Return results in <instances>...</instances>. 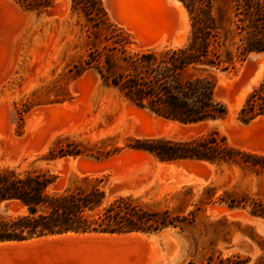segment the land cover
<instances>
[{
    "label": "rangeland",
    "instance_id": "374dc122",
    "mask_svg": "<svg viewBox=\"0 0 264 264\" xmlns=\"http://www.w3.org/2000/svg\"><path fill=\"white\" fill-rule=\"evenodd\" d=\"M103 2L110 21L124 31L121 37L129 38L127 50L180 46L176 41L179 34L184 35L182 45L190 37V14L184 4L185 16L171 5L173 0ZM106 3H112L118 19ZM131 10L142 14L144 21ZM213 13L220 27L222 56L228 65L226 69H214L218 78L216 94L227 105L228 113L216 120L183 123L138 109L116 87L105 82L94 66L77 74L92 48L108 52L104 47L118 38V30L92 25L80 9L73 8L72 0H53L42 8L27 7L17 0H0V168L48 166L60 174L61 189L97 184L105 191L107 200L132 195L153 208H168L173 214H195L194 221L184 227L139 232L146 235L133 236L141 242V250L113 264H264V228L259 226L264 218L246 209L230 208L219 199L225 190L264 197V171L234 163L213 164L214 174L204 185L171 187L169 181L160 178L159 160L126 145L131 137L187 139L217 130L230 144L264 154V132L254 133L263 142L253 146L240 145L235 135L239 129L253 128L252 122L248 126L243 123L239 112L248 93L264 78V52L240 54L233 0H217ZM142 22H152L163 30L155 33ZM152 34L158 40L150 44L146 38ZM229 104L235 105L233 111ZM260 118L264 116L256 120ZM149 122L158 124L155 134L141 132L140 127ZM67 139L80 142L94 154L115 147L121 150L109 157L81 154L48 159L50 150L65 144ZM84 176H89L91 182L82 181ZM208 186L215 187L212 195L206 194ZM20 209L18 205L1 207L2 212L10 215L20 213ZM84 233L73 236L97 237L111 243L129 240L107 238L101 232ZM20 261L32 264L25 259L12 264Z\"/></svg>",
    "mask_w": 264,
    "mask_h": 264
},
{
    "label": "trees",
    "instance_id": "16d2710c",
    "mask_svg": "<svg viewBox=\"0 0 264 264\" xmlns=\"http://www.w3.org/2000/svg\"><path fill=\"white\" fill-rule=\"evenodd\" d=\"M17 1L31 8L46 7L53 2ZM180 1L188 9L191 20L190 37L183 45L127 50L130 40L121 37L124 31L110 21L103 0H72L73 8L80 9L92 25H105L119 32L113 44L104 47L108 52L92 48L77 74L94 66L103 80L127 99L172 120L197 123L224 118L228 109L217 97L218 78L214 72L228 68L221 51L220 27L213 13L217 0ZM233 2L240 54L264 52V0ZM261 114H264V78L248 93L239 118L248 122ZM126 145L157 160L194 158L264 171V154L230 144L217 130L187 139L131 137ZM120 150L115 147L94 154L80 142L67 139L65 144L50 150L47 158L55 160L81 154L109 157ZM60 177L48 166L24 170L0 168V242L66 232H155L166 227H184L194 221L193 212L173 214L168 208H153L132 195L107 200L105 191L97 184H75L61 189ZM88 177L81 180L90 183ZM214 190L213 186L205 188L210 195ZM219 199L230 208L246 209L256 217H264V197L225 190ZM2 205H18L22 209L10 215L2 212Z\"/></svg>",
    "mask_w": 264,
    "mask_h": 264
},
{
    "label": "water",
    "instance_id": "95a60500",
    "mask_svg": "<svg viewBox=\"0 0 264 264\" xmlns=\"http://www.w3.org/2000/svg\"><path fill=\"white\" fill-rule=\"evenodd\" d=\"M117 15V14H116ZM127 17V16H126ZM155 38H147V41L152 43ZM135 106L149 111L151 114H155L162 118H166L162 115L157 114L148 106H140L135 103ZM264 116V114H261ZM258 117V116H257ZM248 122H243L248 126L251 122L253 128H242L235 133L237 142L247 146H253L260 141L258 136L254 133L264 132V118L256 120V118ZM143 134H155L158 130V124L155 122H149L146 125L140 127ZM256 138V139H255ZM256 140V141H254ZM254 141V143H253ZM135 150V149H134ZM136 155V154H134ZM162 163L160 169L161 179H171L172 177H178L183 179H207L214 174L213 163L206 160H198L194 158H175L169 160H159ZM77 164L80 165L81 161L78 160ZM211 165V167L209 166ZM264 218V217H262ZM264 226V223H262ZM69 233V232H66ZM82 233V232H72ZM110 233V232H101ZM128 234L126 233H110V234ZM49 234V235H60ZM37 236L23 240L13 241H1L3 242H22L26 240H35L31 244L25 243L18 246H10L7 251L6 249L0 250V264H12L13 261L25 259V261L32 264H54L60 262H73L75 264H99V263H116L123 259L124 256L132 253H137L141 250L142 244L135 237L128 238L127 241H114V243L107 242L105 240L94 238H79L70 236L67 239L59 241H47L44 242L40 238L44 236ZM133 239V240H131ZM21 264V261L20 263Z\"/></svg>",
    "mask_w": 264,
    "mask_h": 264
},
{
    "label": "bare ground",
    "instance_id": "6f19581e",
    "mask_svg": "<svg viewBox=\"0 0 264 264\" xmlns=\"http://www.w3.org/2000/svg\"><path fill=\"white\" fill-rule=\"evenodd\" d=\"M110 1V0H109ZM174 1V4H171V5H174L175 7H176V10L179 12V13H181L183 16H185V7H184V5H183V3L180 1V0H173ZM105 2H106V0H105ZM110 4H112V3H109V4H107L106 3V6H107V8L109 9V11L111 12V14H112V16H114V18H116L117 17V19H118V14L116 13V12H114L113 10H112V6H110ZM114 5V4H113ZM131 5V4H130ZM129 5V6H130ZM123 12V11H122ZM130 13H132V14H134V16H138V18L140 19V21H142L143 20V15L141 14H137L138 12H136L135 10H131V11H129ZM115 13V14H114ZM129 13V14H130ZM117 14V15H116ZM135 14H137V15H135ZM123 17V16H122ZM186 18V17H185ZM129 19V18H128ZM132 19H133V17H132ZM132 19H131V21H132ZM121 20V19H120ZM139 21V20H138ZM144 21V20H143ZM146 21V20H145ZM181 21V20H180ZM183 21V20H182ZM133 22V21H132ZM143 23V22H142ZM143 24H146L147 25V27H149V28H152V30L154 29L155 31V33L156 32H159V34H160V30L162 31L163 30V27H161V26H159V25H157V24H154V23H148V22H145V23H143ZM142 24V25H143ZM140 25V24H139ZM141 25V26H142ZM146 25H145V27H146ZM143 27V26H142ZM146 27V28H147ZM144 28V27H143ZM132 30V29H131ZM139 30V29H138ZM145 30V29H144ZM151 30V31H152ZM145 31H147L148 32V30H145ZM175 32V31H174ZM173 32V33H174ZM177 32H180L179 31V29H178V31ZM163 33V32H162ZM145 34V33H144ZM178 34V33H177ZM160 36V35H159ZM163 36V35H162ZM166 36L167 35H165V38H166ZM177 36V35H176ZM174 37V36H173ZM148 38H155L156 40L155 41H153L152 43H154V42H156L157 40H158V38H157V36H155L154 34H152L151 36H149L148 35ZM164 38V37H163ZM178 40H176V38H175V40L176 41H178L177 43L180 45V44H182V42L184 41V35L183 34H179L178 35ZM146 40H147V38H146ZM148 42V41H147ZM164 42V41H163ZM162 42V43H163ZM148 43H150V42H148ZM151 44V43H150ZM252 57L253 58H255V57H257V54H252ZM259 76H260V74L254 79V81H253V83L254 82H256L258 79H259ZM251 83V82H250ZM249 83V84H250ZM252 87V83L249 85V88H251ZM247 91H248V89H246L245 91H243V93H242V98L244 97V95L247 93ZM231 103V102H230ZM230 105V106H229ZM228 106H229V109L231 110V111H233L234 110V108H235V105H233V104H229ZM138 109H142V108H138ZM143 110V109H142ZM153 116H157V115H155V114H153ZM262 116V115H261ZM260 116V117H261ZM261 119V118H260ZM39 123V122H38ZM41 126V125H40ZM228 126V125H227ZM230 126V125H229ZM232 127V126H231ZM233 127H234V125H233ZM235 128V127H234ZM231 129V128H230ZM52 132V131H51ZM142 132V131H141ZM149 136H152V135H149ZM155 136V135H154ZM158 136V135H157ZM147 137V136H146ZM263 142V141H262ZM241 145V144H240ZM259 145V144H258ZM246 147V146H245ZM258 148V147H257ZM252 150V149H251ZM254 151H256V150H254ZM261 153V152H260ZM161 166H162V163L159 161V164H158V170L160 171V169H161ZM210 166V165H209ZM211 167V166H210ZM212 170H213V168H212ZM161 172V171H160ZM160 174V173H159ZM213 176V175H212ZM209 179L211 178V177H208ZM163 181H169L170 182V184H171V187L173 186V187H179V186H181V185H188V184H191V185H194V186H202V185H204L206 182H208L207 181V179L205 180V179H202V178H200V179H190V180H188V179H183V178H178V177H172L171 179H169V180H167V179H162ZM165 183V182H164ZM167 184V183H166ZM169 185V184H168ZM258 217V216H257ZM260 218H262V217H260ZM262 223H264V220H261L260 222H259V226H261V227H263L264 228V226L262 225ZM84 234H90V233H88V232H86V233H84ZM73 235H80L79 233H72V232H69V233H65V234H60V235H49V236H44V237H42V238H40L42 241H46V240H49V239H59V238H61V237H64V236H73ZM104 237H107V238H111V239H115V240H118V239H121V238H123V240H125V239H128V238H132L133 236H143V234L142 233H139V232H132V233H128V234H110V233H103L102 234ZM145 235V234H144ZM146 236V235H145ZM145 236H143L144 238H145ZM143 238V239H144ZM33 241H35V240H26V241H22V242H3V243H0V248L1 249H5V248H9L10 246H18V245H21V244H23V243H25V244H27V245H29V244H31V242H33Z\"/></svg>",
    "mask_w": 264,
    "mask_h": 264
}]
</instances>
